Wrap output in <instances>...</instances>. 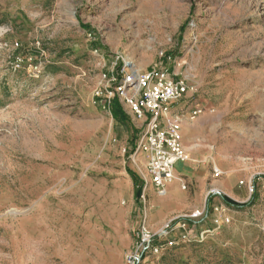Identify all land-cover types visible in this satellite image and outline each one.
Instances as JSON below:
<instances>
[{"label": "rangeland", "instance_id": "rangeland-1", "mask_svg": "<svg viewBox=\"0 0 264 264\" xmlns=\"http://www.w3.org/2000/svg\"><path fill=\"white\" fill-rule=\"evenodd\" d=\"M133 72L191 84L209 186L224 161L246 189L147 264H264V0H0V264H124L152 186Z\"/></svg>", "mask_w": 264, "mask_h": 264}, {"label": "built area", "instance_id": "built-area-1", "mask_svg": "<svg viewBox=\"0 0 264 264\" xmlns=\"http://www.w3.org/2000/svg\"><path fill=\"white\" fill-rule=\"evenodd\" d=\"M127 83L134 86V96L125 95V100L132 113L143 119L145 131L140 137L136 155L146 160V169L152 186L159 197L168 194V185L175 179L177 163L188 161V154L183 146L182 120L178 117L175 107L184 100L194 88L186 79H175L167 72H151L138 78L132 73ZM129 85V87H130ZM138 87V89H136ZM201 113L193 112L192 119ZM216 177L222 172L214 170ZM243 185V183H241ZM186 189V186L183 187ZM253 192V188L250 189ZM209 198H227V194L220 189H212ZM215 225L220 228L223 208H216ZM207 209H196L182 217L170 219L162 228L154 232L148 221L142 222L134 233V244L127 253L124 264H144L151 256L161 254L167 246H177L180 242L189 243L194 239L199 220H203ZM223 220V218H222ZM230 222L229 219H225ZM214 234V230L202 233ZM164 242V243H163Z\"/></svg>", "mask_w": 264, "mask_h": 264}, {"label": "crops", "instance_id": "crops-1", "mask_svg": "<svg viewBox=\"0 0 264 264\" xmlns=\"http://www.w3.org/2000/svg\"><path fill=\"white\" fill-rule=\"evenodd\" d=\"M178 105L175 107L176 112L180 111ZM182 138L183 146L190 156V161L176 164L174 169L176 179L173 181L174 185H170L167 196L164 198L157 197L153 186L148 188L146 192L150 198L147 218L149 226L154 232L159 231L170 219L182 217L196 209H202L209 199L208 194L212 189H220L235 198H241L246 194L245 188L240 190L241 187L236 173L230 171V167L224 161L220 162L219 171L222 169L230 174L224 179H220L222 177H216L214 173V177L218 180L209 186L211 178V172L208 169L209 163L207 166L200 165V162L201 160L211 159L213 154L208 150L198 149L195 143L198 140V134L193 124L188 122L182 124ZM213 162L216 166L215 159ZM144 180L146 181V179ZM187 181L191 184L190 191L187 190ZM184 186H186V189L183 188ZM150 191L152 192L151 195L149 194ZM142 197H144V193ZM149 262H151V257L146 259L144 264Z\"/></svg>", "mask_w": 264, "mask_h": 264}, {"label": "trees", "instance_id": "trees-1", "mask_svg": "<svg viewBox=\"0 0 264 264\" xmlns=\"http://www.w3.org/2000/svg\"><path fill=\"white\" fill-rule=\"evenodd\" d=\"M112 112H113L114 117H117V118L126 117V115L124 114L118 99H115L113 101V103H112ZM131 175L135 179L138 180V177L134 173H131ZM138 194H139V196L141 195V191L140 190L138 191ZM229 205L237 207V208H244L245 206H248L249 203L245 204V205H241V204H238L236 202L231 201V202H229Z\"/></svg>", "mask_w": 264, "mask_h": 264}, {"label": "bare ground", "instance_id": "bare-ground-1", "mask_svg": "<svg viewBox=\"0 0 264 264\" xmlns=\"http://www.w3.org/2000/svg\"><path fill=\"white\" fill-rule=\"evenodd\" d=\"M133 73H134V72H133ZM134 75L138 78V76H139L140 74H138V73H137V74L134 73ZM136 89H138V87H136ZM178 164H180V163H177V165H178ZM217 169L219 170V167H218Z\"/></svg>", "mask_w": 264, "mask_h": 264}]
</instances>
